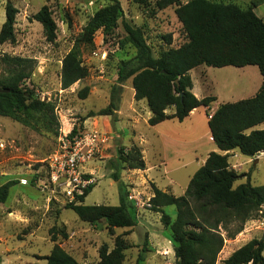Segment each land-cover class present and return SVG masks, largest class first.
Returning a JSON list of instances; mask_svg holds the SVG:
<instances>
[{"label":"rangeland","instance_id":"rangeland-1","mask_svg":"<svg viewBox=\"0 0 264 264\" xmlns=\"http://www.w3.org/2000/svg\"><path fill=\"white\" fill-rule=\"evenodd\" d=\"M11 1L18 9L16 38L13 43H0V85L19 78L20 83L32 89L40 99L54 104L60 127L58 135L36 132L10 117L0 115V183L17 181L10 188L7 201L0 203V264H44L42 257L50 252L54 243L51 241V228L56 233V242L79 264L97 262L99 247L106 244L111 249L116 235L133 244L124 250L122 264H134L146 240L145 264H174L167 230L160 221V213L149 209L148 200L153 195V186L176 196L182 195L196 170L198 161L195 157L200 159L207 151H216L215 144L209 143L205 121V115L212 113L214 105H210L211 102L207 107L199 106L181 122L169 119L159 125H149L150 110L145 99L134 98L131 78L117 82L118 65L135 52L124 41L125 33L120 24L107 37L101 29L98 30L92 45L82 46L81 60L88 73L69 87L61 88L63 56L87 19L107 0ZM155 1L139 4L134 0H119L125 18L143 29L153 56L159 50L177 47L186 40L182 24L174 12L176 4L158 9ZM180 1L183 3L186 0ZM6 2L0 0V27L5 20ZM236 3L243 2L236 0ZM44 4L51 9L57 26L56 38L51 42L45 39L40 22L31 19ZM167 34H171L170 44L164 39ZM119 40L123 43L120 44ZM14 56L28 61L25 72L13 62ZM229 68L201 64L192 69L189 76L197 95L214 93L216 105L237 101L252 83L254 72L246 73L248 69L235 66ZM85 86L88 93L82 98L79 91ZM114 90L118 94L115 120L113 116L99 115L82 121L84 133L103 136L100 151L85 164L84 170L94 186L84 203L118 204L121 183L127 190V200L135 213L133 227H115L114 233L110 234L104 221L90 224L80 220L74 211L65 208L68 198L59 189L48 185L43 188L41 179L46 182L47 159L57 144V138L70 132L74 124L79 126L89 111L106 107ZM166 111L171 113L173 107ZM263 128L264 121L252 129ZM133 145L141 151L145 168L119 167V180H114L111 174L115 170L119 149L128 150ZM228 161L238 174L234 186L246 180L252 185L264 184V152L249 157L233 149L228 151ZM164 209L174 218L173 205ZM263 235L264 206L258 217L247 220L234 238L224 239L215 264H223L222 260L233 250Z\"/></svg>","mask_w":264,"mask_h":264},{"label":"trees","instance_id":"trees-1","mask_svg":"<svg viewBox=\"0 0 264 264\" xmlns=\"http://www.w3.org/2000/svg\"><path fill=\"white\" fill-rule=\"evenodd\" d=\"M134 1L148 3V0ZM261 2L264 0H250L242 6L231 0H186L183 3L180 0H156L158 9L176 4L174 12L182 24L186 40L177 47L159 50L153 56L143 29L132 25L125 18L119 0H107L87 19L61 61L60 85L61 88H67L88 73L81 60L82 46L92 45L98 30L101 29L107 37L120 24L125 33L124 41L135 52L118 65L117 82L131 78L134 98L145 99L151 112L148 118L150 125L169 119L181 122L193 109L207 107L215 100L214 96L198 98L194 95L189 70L201 64L212 67L257 66L263 77L257 92L251 97L219 104L207 120L213 143L226 153L210 151L203 164L190 177L182 195L176 196L156 186L152 188L149 209L160 213V221L167 230L166 237L173 247L174 264H215L224 239L234 238L242 231L247 220L258 217L264 206V184L252 185L246 180L234 186L238 174L228 161V151L233 149L249 157H255L264 150V128L252 129L264 121V22L254 12V7ZM4 11L0 43H13L18 9L11 0H7ZM31 19L40 22L47 41L56 38L57 26L48 5H42ZM164 39L170 44L171 34L165 35ZM119 42L123 43L122 40ZM12 60L22 71L28 64L27 60L18 56L12 57ZM0 87L7 89L5 92L0 91V115L10 117L36 132L58 135L60 124L53 103L40 99L32 89L22 85L19 78ZM87 93V86L79 91L82 98ZM117 96L114 90L106 107L89 111L79 126L74 124L66 136L84 133L82 121L88 117L109 115L115 120ZM169 107H173L171 113L166 111ZM114 167L111 177L118 181L119 167L144 169L145 162L139 148L133 145L128 150L119 149ZM16 183L15 180L0 183V203L7 201L10 188ZM93 186L88 185L77 201L68 202L65 208L71 209L80 220L90 224L104 221L110 234L114 233L115 227L135 225V213L127 200V190L123 184H119V202L116 205L85 204L84 199ZM168 205L175 208L174 218L164 209ZM53 230L51 228L50 233L54 243L50 252L42 257L45 259L44 264H79L56 242ZM144 244L134 264H145L147 240ZM132 245L126 238L116 235L111 249L106 244L99 247V259L94 264H122L124 250ZM263 250L264 235L239 246L222 262L264 264Z\"/></svg>","mask_w":264,"mask_h":264},{"label":"built area","instance_id":"built-area-1","mask_svg":"<svg viewBox=\"0 0 264 264\" xmlns=\"http://www.w3.org/2000/svg\"><path fill=\"white\" fill-rule=\"evenodd\" d=\"M211 114L208 115V118ZM103 136L97 133H82L74 136H59L57 144L47 159L46 182L42 186L59 189L68 201H77L93 180L84 170L85 164L97 154ZM148 205L150 206L149 200Z\"/></svg>","mask_w":264,"mask_h":264},{"label":"crops","instance_id":"crops-1","mask_svg":"<svg viewBox=\"0 0 264 264\" xmlns=\"http://www.w3.org/2000/svg\"><path fill=\"white\" fill-rule=\"evenodd\" d=\"M231 1H233V2H236V0H231ZM243 3H241L240 5H242V6H245V5H247L248 3H249V1L250 0H241ZM239 4V3H238ZM254 12H255V14L258 16V17H260L262 20H263V22H264V2H261V3H259V4H257L255 7H254ZM230 67V65H228V66H223V67H217V68H220V69H230L229 68ZM232 67V66H231ZM254 67V68H253ZM193 69H195V68H193ZM240 69H248L247 71H246V73H249L251 70H252V72H254V74H253V81H252V83H250V85H249V87H248V89H246V90H244L243 91V95H239V99H243V98H247V97H251V96H253L256 92H257V90L259 89V87H260V85H261V83H262V81H263V77L261 76V74H260V72H259V70H258V68H257V66H255V65H246V66H243V67H240ZM191 71H192V69L191 70H189V73L191 74ZM231 71V73H233V70H230ZM257 73V74H256ZM233 74H235V73H233ZM191 76V75H190ZM249 78V77H248ZM192 80V79H191ZM192 92L194 93V95L195 96H197L198 98H202V97H204L203 95L202 96H198L197 95V92H196V90H195V88H194V83H193V81H192ZM205 96H214L215 98H217L216 97V95H214V93H210L209 95H205ZM238 99V100H239ZM215 102V100L210 104V105H214V110L216 109V107L219 105V104H221V103H219V104H215L214 103ZM226 102H230V101H226ZM197 109H198V107L197 108H195V109H193L192 111H190V113H189V115L187 116V117H189L190 115H192L195 111H197ZM214 110L212 111V113L214 112ZM212 113H210V114H212ZM150 114H151V112H150ZM186 117V118H187ZM185 118V119H186ZM184 120V119H183ZM182 120V121H183ZM207 120H208V116H206L205 115V121H206V124H207ZM164 121H166V120H164ZM164 121H162V122H164ZM162 122H160V123H162ZM160 123H158V124H156V125H159ZM150 125V124H149ZM207 137H208V140H209V143H213V141H212V139H211V135H210V132H209V129H208V126H207ZM214 144V143H213ZM216 151L217 152H219V153H226L225 151H221V150H219L217 147H216ZM210 151H207L204 155H202L201 157H200V159H198L197 157H195V159H196V161H198V163H197V167H196V169L199 167V166H201L202 164H203V162L205 161V159H206V157H207V155H208V153H209ZM168 239V238H167ZM169 240V239H168Z\"/></svg>","mask_w":264,"mask_h":264},{"label":"water","instance_id":"water-1","mask_svg":"<svg viewBox=\"0 0 264 264\" xmlns=\"http://www.w3.org/2000/svg\"><path fill=\"white\" fill-rule=\"evenodd\" d=\"M0 91H1V92H5V91H7V89H6V88H2V87H0ZM263 152H264V150H261V151L258 152L257 155H259V154H261V153H263Z\"/></svg>","mask_w":264,"mask_h":264}]
</instances>
